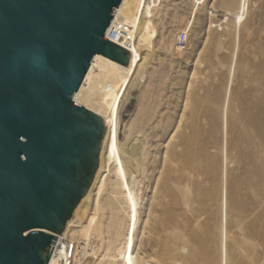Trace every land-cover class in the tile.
I'll return each mask as SVG.
<instances>
[{
    "label": "rangeland",
    "instance_id": "rangeland-1",
    "mask_svg": "<svg viewBox=\"0 0 264 264\" xmlns=\"http://www.w3.org/2000/svg\"><path fill=\"white\" fill-rule=\"evenodd\" d=\"M195 2L162 0L153 8L157 35L141 48V65L121 99V156L140 181L138 262L222 264L226 213V264H264V0L248 1L239 28V0H207L194 15ZM181 32L188 43L178 51ZM114 169L105 157L90 201L71 218L66 237L78 240L83 231H72L89 226L99 199L91 231L98 250L85 264H108L101 258L106 241L113 248L121 240ZM111 214L116 223L108 234Z\"/></svg>",
    "mask_w": 264,
    "mask_h": 264
},
{
    "label": "water",
    "instance_id": "water-1",
    "mask_svg": "<svg viewBox=\"0 0 264 264\" xmlns=\"http://www.w3.org/2000/svg\"><path fill=\"white\" fill-rule=\"evenodd\" d=\"M121 0H0V264H48L91 186L106 126L75 102Z\"/></svg>",
    "mask_w": 264,
    "mask_h": 264
},
{
    "label": "bare ground",
    "instance_id": "bare-ground-1",
    "mask_svg": "<svg viewBox=\"0 0 264 264\" xmlns=\"http://www.w3.org/2000/svg\"><path fill=\"white\" fill-rule=\"evenodd\" d=\"M161 1L162 0H121L119 6L116 8L113 14V19L114 22L119 21L129 27L128 34L130 39H127L125 34L123 37H121L118 32H114L112 35L109 34L108 37L112 42L131 51L129 63L127 66H125L100 54L95 55L89 69L80 83L79 89L74 98L76 103L101 116L105 122L107 130L100 157L101 160L99 161L100 165H98L94 180L87 190V193L83 197L84 199L82 198L80 200V202L83 200L81 205L87 204V202L90 201L93 195L92 191L99 183V177L103 169V160L105 157L108 161V167H110L111 164H114L115 166L114 172L116 178L118 179L119 188L121 190V193L119 194L122 198V205L120 204V207L124 213V218L121 217L119 224L121 227H124L121 229V240L117 246L112 248V242L107 240L106 244L104 245V249L101 251V258L108 260V264H112L113 262L114 264H139L135 249V240L136 234L138 232L137 229L139 222L138 194L136 193L137 190L134 185H139L140 181L136 180V178L132 177L131 174L128 173L127 166L125 165L124 159L121 156L122 152L118 138V126L122 96L125 93L132 76L137 73L141 65L140 62L143 59L141 56V48L150 46L157 35V30L151 16L153 15V8L156 7L157 3H160ZM206 1L207 0H196L193 6L194 15L198 11L199 6L204 5ZM248 1L249 0H239L238 2V12L234 15V25L236 28H239L245 20V15L248 9ZM209 14L210 16H214L215 12L210 11ZM230 15L231 13L229 11L223 14L221 23L218 26L220 29L222 23H225V25L228 23ZM189 25L190 24L188 23L185 27V30H187ZM215 26L216 25L212 24V27ZM181 48L178 45L176 49L181 51ZM227 89L229 91L230 87ZM228 99L229 97L227 95L225 101L227 102ZM226 107L224 108L225 110L223 112V122L225 129L227 125ZM130 150L133 151V146H131ZM104 180L105 179L101 181L99 188L103 186ZM225 214H223L224 216L222 223V249L224 254L222 264H226ZM71 218L67 221L63 232L56 235L57 238L51 250V257L48 264H65L64 260L68 254L66 244H69L70 242L75 243L71 252L73 264H85L87 259L92 257L93 253L97 252L98 248L96 246H92L93 239L91 236V231L92 228L96 227L99 223V199L96 200V206L88 223L89 226L85 225L84 230L72 231L71 234L83 231L82 237H80L78 240L66 237L67 232H69L71 227L74 226V219ZM115 223L116 221L114 216L111 214L109 221L106 224L105 232L108 234L112 232Z\"/></svg>",
    "mask_w": 264,
    "mask_h": 264
},
{
    "label": "built area",
    "instance_id": "built-area-1",
    "mask_svg": "<svg viewBox=\"0 0 264 264\" xmlns=\"http://www.w3.org/2000/svg\"><path fill=\"white\" fill-rule=\"evenodd\" d=\"M128 26L125 25L124 23H121L119 21H115L114 22V19L111 21V23L109 24L106 32H105V35L104 37L107 38L108 40H110V38L108 37L109 34L112 35L114 34V32H118L119 35H121V37L124 36V34L127 36V39H130V36H129V31H128ZM111 41V40H110ZM177 44L180 46V47H185L186 44H187V35L185 32H181L180 35L178 36L177 38ZM74 242H70L69 244H66L67 245V257L65 258V264H73L72 262V259H71V252H72V249H73V246H74ZM67 260V261H66Z\"/></svg>",
    "mask_w": 264,
    "mask_h": 264
}]
</instances>
